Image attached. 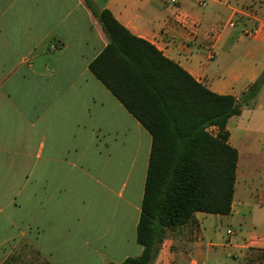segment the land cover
<instances>
[{
    "label": "crops",
    "instance_id": "1",
    "mask_svg": "<svg viewBox=\"0 0 264 264\" xmlns=\"http://www.w3.org/2000/svg\"><path fill=\"white\" fill-rule=\"evenodd\" d=\"M92 1L213 92L240 97L264 69V0ZM108 43L86 0H0V264H118L143 251L152 135L90 69ZM228 130L230 213L197 211L153 264H264V85Z\"/></svg>",
    "mask_w": 264,
    "mask_h": 264
},
{
    "label": "trees",
    "instance_id": "2",
    "mask_svg": "<svg viewBox=\"0 0 264 264\" xmlns=\"http://www.w3.org/2000/svg\"><path fill=\"white\" fill-rule=\"evenodd\" d=\"M86 3L109 38L90 69L152 135L137 226L143 251L118 264H153L169 233L197 225V211L230 213L239 154L228 121L256 98L264 69L240 97L213 92L109 9Z\"/></svg>",
    "mask_w": 264,
    "mask_h": 264
},
{
    "label": "built area",
    "instance_id": "3",
    "mask_svg": "<svg viewBox=\"0 0 264 264\" xmlns=\"http://www.w3.org/2000/svg\"><path fill=\"white\" fill-rule=\"evenodd\" d=\"M174 6L178 7L177 0H169ZM203 3V0L201 1V4ZM175 20L180 23L181 25H188L190 23L189 17L182 11L178 10L175 13Z\"/></svg>",
    "mask_w": 264,
    "mask_h": 264
}]
</instances>
